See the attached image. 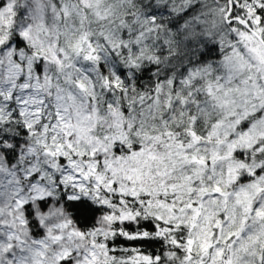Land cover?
<instances>
[{"label":"snow or ice","instance_id":"6c2138e0","mask_svg":"<svg viewBox=\"0 0 264 264\" xmlns=\"http://www.w3.org/2000/svg\"><path fill=\"white\" fill-rule=\"evenodd\" d=\"M0 264H264V0H0Z\"/></svg>","mask_w":264,"mask_h":264}]
</instances>
